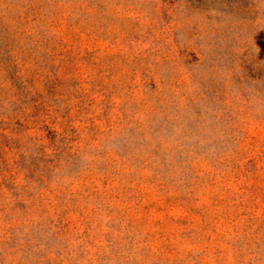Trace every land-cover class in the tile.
Masks as SVG:
<instances>
[{
    "label": "rangeland",
    "instance_id": "obj_1",
    "mask_svg": "<svg viewBox=\"0 0 264 264\" xmlns=\"http://www.w3.org/2000/svg\"><path fill=\"white\" fill-rule=\"evenodd\" d=\"M0 264H264V0H0Z\"/></svg>",
    "mask_w": 264,
    "mask_h": 264
},
{
    "label": "trees",
    "instance_id": "obj_2",
    "mask_svg": "<svg viewBox=\"0 0 264 264\" xmlns=\"http://www.w3.org/2000/svg\"><path fill=\"white\" fill-rule=\"evenodd\" d=\"M197 1H200V0H197Z\"/></svg>",
    "mask_w": 264,
    "mask_h": 264
}]
</instances>
